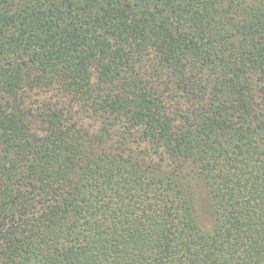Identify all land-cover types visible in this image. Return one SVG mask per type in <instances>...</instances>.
Here are the masks:
<instances>
[{"label":"trees","instance_id":"16d2710c","mask_svg":"<svg viewBox=\"0 0 264 264\" xmlns=\"http://www.w3.org/2000/svg\"><path fill=\"white\" fill-rule=\"evenodd\" d=\"M0 264H264V0H0Z\"/></svg>","mask_w":264,"mask_h":264},{"label":"rangeland","instance_id":"374dc122","mask_svg":"<svg viewBox=\"0 0 264 264\" xmlns=\"http://www.w3.org/2000/svg\"><path fill=\"white\" fill-rule=\"evenodd\" d=\"M201 197L199 201L197 202V214L198 218L201 221L203 227L208 228L213 220V212H212V206L207 198V196L203 193H200Z\"/></svg>","mask_w":264,"mask_h":264}]
</instances>
